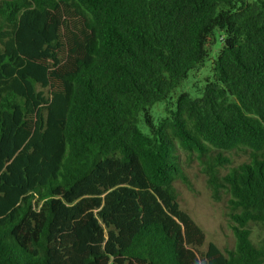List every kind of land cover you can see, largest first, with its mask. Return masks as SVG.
Instances as JSON below:
<instances>
[{
    "label": "trees",
    "instance_id": "1",
    "mask_svg": "<svg viewBox=\"0 0 264 264\" xmlns=\"http://www.w3.org/2000/svg\"><path fill=\"white\" fill-rule=\"evenodd\" d=\"M181 153L233 248L181 209ZM260 223L264 0H0V264H264Z\"/></svg>",
    "mask_w": 264,
    "mask_h": 264
},
{
    "label": "rangeland",
    "instance_id": "2",
    "mask_svg": "<svg viewBox=\"0 0 264 264\" xmlns=\"http://www.w3.org/2000/svg\"><path fill=\"white\" fill-rule=\"evenodd\" d=\"M210 56L206 58L204 66L191 71L174 91L170 93L166 101L155 103L151 107L153 120L156 121L164 115V107L169 100L174 101L177 93L188 92L191 96H198L205 78L210 74L211 59L220 45L218 36ZM141 125V124H140ZM233 156V163L237 164L246 159L243 152L238 151ZM181 165L186 177V183L176 180L174 186L181 209L201 228L205 237V248L209 242L215 243L220 249L229 250L234 247L235 239L229 219L227 195L222 193L219 199L212 197L206 183V176L201 171V166L195 157L181 153ZM251 238L254 242L264 244V224H251Z\"/></svg>",
    "mask_w": 264,
    "mask_h": 264
}]
</instances>
